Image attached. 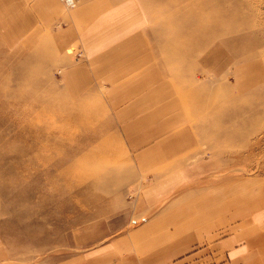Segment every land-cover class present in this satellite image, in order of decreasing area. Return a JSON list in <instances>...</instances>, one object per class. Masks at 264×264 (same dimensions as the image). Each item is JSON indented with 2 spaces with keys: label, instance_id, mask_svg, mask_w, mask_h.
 <instances>
[{
  "label": "crops",
  "instance_id": "obj_1",
  "mask_svg": "<svg viewBox=\"0 0 264 264\" xmlns=\"http://www.w3.org/2000/svg\"><path fill=\"white\" fill-rule=\"evenodd\" d=\"M156 32L141 0H0V46L51 54L65 94L77 108L98 107L100 120L110 117L135 170L125 228L77 249L104 233L85 227L88 235L75 233L71 246L39 264H264V177L221 173L217 133L201 146L218 114L230 121L233 106L247 111V97L264 88L246 70L264 67V56L229 49L226 62L213 64L204 49L167 63ZM220 54L213 48L211 57ZM0 264H17L1 244Z\"/></svg>",
  "mask_w": 264,
  "mask_h": 264
},
{
  "label": "rangeland",
  "instance_id": "obj_2",
  "mask_svg": "<svg viewBox=\"0 0 264 264\" xmlns=\"http://www.w3.org/2000/svg\"><path fill=\"white\" fill-rule=\"evenodd\" d=\"M141 2L146 7L147 15L154 30L166 23L165 21L168 18H173L172 9L174 7H170L169 3H157L154 0H141ZM244 3V7L256 23V27H247L241 31H226L221 37L235 41L236 38L244 36L245 40L242 44L238 41L241 46L240 52L244 48V55H248L250 52V54L259 52V55L264 56V0H244ZM177 30V26H168L165 30L162 29L160 39L164 41L174 39L180 34ZM156 34L159 37V33L156 32ZM202 35L204 36L202 32L193 34L197 40H200L203 37ZM158 39L156 42L157 46L159 42H164ZM253 39L254 41L259 40L254 42ZM180 42L182 47L183 45L187 46L186 40L183 39ZM5 47L4 49L0 46V137L4 136L0 140V165L4 168V171L0 172V244L10 252L11 257H13L17 264H39L57 252L63 251L65 247L71 246L75 241H73V238L70 240L69 237L73 235L74 231L76 233L81 232L82 235L87 234L86 232L82 233L85 227H87L86 231L88 232L94 229L104 230V233L98 234V237L96 236L93 240H80L82 245L77 246V249H80L85 245L100 241V239L125 228L127 225L121 221L120 216L126 213L125 203L130 197V179L124 180V176L129 173L132 177H135V170L128 163L133 164L128 156L129 151L125 155L121 153L113 154L114 152L109 154V151H113L115 148L125 149L120 138L116 137V133L112 134L111 144L106 143L105 137L98 135V131L104 127L105 122L103 121L106 120V113L101 115L102 123L96 122L95 118V121L77 124L74 123L72 117H70L72 123H65L66 119L64 115L67 112L74 114L82 108L86 110L94 108L85 106L77 108L75 103L65 94L57 76V64L46 59L51 54H48L46 57L42 53V47L40 46L35 49V51L37 50L35 56L34 51H19L12 42L8 43L5 41ZM159 49L163 53L165 51L169 52L168 55L173 53V56H176V51L171 47L166 49V47L159 46ZM84 55V50L80 49L76 54L75 60H80ZM168 55H165V59H163L167 63L171 58ZM239 56L243 55L239 54ZM239 56L237 57L240 58ZM30 58L33 59L31 60ZM258 62L253 63L254 65H250V67L245 65L246 70L255 69L256 76L262 75V77L255 78L256 81L264 78V67L257 66ZM241 69L242 66H235V70L232 69L237 82H239L238 78L241 79ZM252 82L253 85L256 84L253 80ZM7 100L13 102V104L5 107L1 103ZM60 100L61 105L59 104ZM246 100V106L251 111L249 114L248 112L246 113V115L248 114L247 118L251 119V123H248V125L253 127L261 123V127L263 126V130L261 128L260 133L257 132L254 134L255 136L252 135L249 139H246L248 142L250 141V147L246 148L243 146L245 140L233 139L231 135L232 130H234L233 132L243 133L247 128V124L238 123L231 125L230 121L226 120V115L222 114L216 116L217 121L215 125H210L206 132H201V146L205 147L207 145L206 142L216 139V133L217 135L226 133V137L218 136L216 141L214 140L218 144L214 150L219 151L224 156L221 158V163L224 164L226 169L221 173L231 172L230 174H232L235 170L237 173H241L248 169V175L259 174L264 177V88L247 97ZM8 113H11L12 116L10 117ZM206 118L208 119V116ZM210 119L215 120L213 116ZM38 123H41L40 126ZM23 128L26 130L24 131ZM33 130L44 141L51 139V142H53L54 139H62L64 141L63 149L72 153L67 163H73L76 168L82 162L87 152L94 155V160H88L87 164L91 169H94L95 174L102 181L98 187H94L93 189V194H100L104 197V201L99 206L87 204V206L81 207L78 204L76 205L75 197L67 200L65 193L64 198L61 200V198L57 197L55 188L45 183L43 179H40L41 181L39 180L38 182L39 190L34 189L36 188L34 184L37 181H34L33 175L37 170L29 173L31 176L22 170L12 171L9 169V165L16 158L15 151L6 150L5 154L2 155L3 150L9 144L16 145L17 148L24 147L19 137L14 135L19 131L26 138H29ZM84 131L85 133H83ZM66 134L69 136L67 137ZM7 136L9 140L6 139ZM213 136L214 138H212ZM252 147L253 149H251ZM233 151H236L239 157L231 161L229 159L231 158L230 155L234 154ZM44 152L47 151L44 150ZM48 153L49 155L52 154L51 152ZM28 158L30 157L27 155L25 160H28ZM53 162L54 159L52 160V165ZM52 169L54 170V166ZM15 172L18 175L13 177L12 175ZM253 177L259 178L260 176ZM11 178H14V183L18 182L17 187H15L16 195L21 196L19 194L24 195L25 193V196H27L24 198V201L21 198H16L17 202L12 203L13 198H15V194L13 193L14 188H10L11 192L9 193L5 191L7 189L5 188V184L8 185L7 183ZM25 184H32V186L30 188L27 187L26 191H24L21 185ZM43 198H48V200L44 201L42 200ZM74 204L76 207L73 210L67 211L64 208ZM103 206L105 209L107 208L105 212L97 213L99 212L98 209ZM92 211L97 214H88V212ZM79 214L81 217L77 219V215ZM36 227L40 229V235L34 234V230L37 229Z\"/></svg>",
  "mask_w": 264,
  "mask_h": 264
},
{
  "label": "bare ground",
  "instance_id": "obj_3",
  "mask_svg": "<svg viewBox=\"0 0 264 264\" xmlns=\"http://www.w3.org/2000/svg\"><path fill=\"white\" fill-rule=\"evenodd\" d=\"M63 1L65 2V0H63ZM154 1L157 3H165V4L169 3L170 7H174L172 9L173 18H168V20L165 21L166 23L160 25V27L158 28V32H162V29L165 30V28H168V26L169 27L170 26H177L178 27L177 31H179L180 34H178V36H176L174 39H169L168 42L167 41L159 42L158 47L162 46L163 48L166 47V49L169 47L173 48L176 51V56H175L176 58L181 57L184 54V52H188V53H192V60H193L195 56L198 57L200 52H202V51H204V49H206V50H208L207 52H209V56H208L209 60H211V62L213 64L214 63H220L221 64V63L226 62L228 60L226 58V56H224L225 54L223 53V50L228 51L230 49L233 52L234 57L239 56V54L243 55L244 54V52H243L244 48L240 52L241 46L238 43V41L242 44V42L245 40L244 39L245 37L242 36L241 38H236L235 41H231L229 39L227 40V39L221 37V35H223V33H226V31H239V30L241 31L242 29L247 28V27H251V28L256 27V23L251 18L250 13L247 12L246 8L243 5V4H245L244 0H154ZM184 1H188V2L185 3ZM73 2H74V0H72V3ZM67 3H66V5L70 6V4H69L70 1H67ZM71 5L73 6V4H71ZM197 32H202L204 34V36L202 35L203 37H201L200 40L199 39L197 40L193 36V34H195ZM183 39L187 41V46H185V45H183V47L181 46L180 40H183ZM204 40H206V41H204ZM258 40L259 39L254 41V39H253L254 42H257ZM213 48L215 50L219 49L221 55H223V56L219 59L214 58V55H212V57H211ZM258 53L256 52L254 54L258 55ZM36 54L37 53H34V56ZM169 56L170 57L173 56V53H170ZM181 58H183V57H181ZM30 59L32 60L33 58H30ZM27 63H29V62L27 61ZM238 65L239 64H237V63L235 64V66H238ZM256 65L259 67H262V64L260 61ZM231 74H233V71L231 72ZM259 76H262V75L260 74ZM245 85H246V81H244L242 83L243 87ZM185 94H187V93H185ZM183 95L184 94H182V96ZM187 95H189V94H187ZM183 97H185V95ZM233 99H235L234 96L231 97V100H233ZM1 104H3L5 107H8L10 104H13V102H10L7 100V101H2ZM59 104L61 105V100H60ZM82 106L83 105H80L79 107H82ZM59 107H61V106H59ZM95 108L89 109V110L82 108V109H79V111L77 113H74V114L67 112L66 115H64L65 119H66L65 123H72L70 121V117H72L74 120V123H77V124H85L88 121H95V118H96V122L102 123L100 120V117L98 116L100 111H98V109H97L98 107H95ZM60 109H62V108H60ZM104 109H103V111H104ZM247 112L249 114V112H251V111L249 109L247 111H244L243 108L240 106H238V107L233 106L232 113L230 114V118H231L230 123H231V125L238 124V123H241L243 125H245V123L247 124V126H246L247 128L245 129V131L243 133L233 132L234 130H232L231 135H232L233 139L235 138L238 140H243V141L245 140L243 146H245L246 148H249L250 147L249 144L251 145V143H250V141L248 142L246 139H249L252 135H254L257 132L260 133V131H261L260 129L263 126L261 127L262 124L260 123L256 126L250 127L248 125V123H251V119L247 118V115H248V114L246 115ZM52 113H51V115H52ZM8 115L10 117L12 116L11 113H8ZM35 122H37V121H35ZM103 122H105L104 127L102 130L98 131V135L99 136L102 135L103 137H105L106 143L111 144L110 141L112 138V134L116 133V137H119L122 145L125 146L122 137L119 135L118 130L115 129V124L113 121H111L110 117H106V120H104ZM40 124H39V126H40ZM25 126H28V125H25ZM23 130L25 131L26 129L23 128ZM262 130H263V128H262ZM83 133H85V131ZM8 136L6 137L7 140H9ZM14 136L19 137V140H20V142H22L24 147L17 148L16 145L9 144L3 150L2 155L5 154L4 152L6 150L7 151H9V150L15 151L14 154L16 155V158L9 165V169L12 171L22 170V171H25L26 174L31 175L29 173H31L33 170H37L35 172V174L33 175V177L35 179L34 181H37L36 184H34V186L36 188H34V186H33L34 189L39 190V183L38 182L40 179H43L45 183L52 185V187L55 188V190L57 192L56 195L58 198H61V200L64 198L63 196L65 193L67 200L75 197L76 205L78 204L81 207H85V206H87V204H94L96 206L97 205L99 206V204H101V202L104 201V197L101 196L100 194L99 195H96V193L93 194L94 187H98L102 183V181L100 180V177L95 174L94 169H91V167H89V165L87 164L88 160H94L93 159L94 155L92 153L87 152V154H85V157L83 158L82 162H80V164L76 168L73 163H67V160L71 157L72 153H71V151H67V150L63 149V146H64L63 142L64 141L62 139H54L53 142H51V139H49V140L46 139V141H44L42 138L40 139V136L37 135L35 130H33L30 133L29 138H26L25 135L23 133H19V131ZM66 136H67V134H66ZM218 136L226 137L227 135H226V133H224V134L220 133V134H218ZM1 138L3 139L4 136H1L0 140H1ZM71 142H73V141H71ZM114 146H116V145H114ZM251 149H253V147ZM44 150L47 152H44ZM48 152H51L52 154L49 155ZM235 152L233 151L234 154H232V155H230V153H228L231 157L229 160L233 161L237 157H239L238 153L237 152L235 153ZM62 153H64V154H62ZM110 153H113V154L121 153V154L125 155V153L127 154V150H126V147H125V149H122V148L116 149L115 148V149H113V151H109V154ZM102 154H103V152H102ZM113 154H111V155H113ZM27 155L30 158H28V160H25ZM53 155H54V157H53ZM53 159H54V162L52 165ZM128 163H129V165L131 164L130 162H128ZM53 166H54V170L52 169ZM130 167H133L132 164L130 165ZM3 169L4 168H2V166L0 165V172L4 171ZM247 170L244 172H241V173L247 174V172H248ZM73 173H74V175H72ZM230 173L231 172H228L226 175H232ZM233 173H237V171L235 170V172H233ZM16 175H18L17 172L13 173L12 176L16 177ZM238 175H240V174H238ZM19 178H20V176H19ZM133 178L134 177H132V175L129 173L125 174V176H124V180H128V179L133 180ZM13 179L14 178H11L8 181V183H7L8 185L5 184V186H6L5 188H7L5 191H7L9 193V192H11L10 188H14L13 193L15 194V198H13L12 203L17 202L16 198H21L24 201V198L27 196H25V193H24V195L19 194L21 196L16 195L17 193L15 192L16 191L15 187H17L18 182L15 181L16 183H14ZM21 186L23 187L24 191H26V188L27 187L30 188L32 186V184H25V185H21ZM27 199L30 201L29 198H27ZM42 200L46 201V200H48V198H43ZM76 205L74 204V205L66 206L64 208L67 211H70V210H73L74 207H76ZM106 209L104 206L100 207V209H98L99 212H97V213H100L103 211L105 212ZM97 213L94 211L88 212V214H91V215H96ZM80 217H81L80 214L77 215V219ZM75 233H76V231H74V233H72V234L74 235ZM34 234L40 235L41 234L40 229L37 228L36 230H34ZM69 238L70 239L73 238L72 235Z\"/></svg>",
  "mask_w": 264,
  "mask_h": 264
},
{
  "label": "built area",
  "instance_id": "obj_4",
  "mask_svg": "<svg viewBox=\"0 0 264 264\" xmlns=\"http://www.w3.org/2000/svg\"><path fill=\"white\" fill-rule=\"evenodd\" d=\"M67 1H70V3H69L70 5H71V4H73V6L75 5V0H74L73 3H72V0H65L66 3H67ZM67 4H68V3H67Z\"/></svg>",
  "mask_w": 264,
  "mask_h": 264
}]
</instances>
